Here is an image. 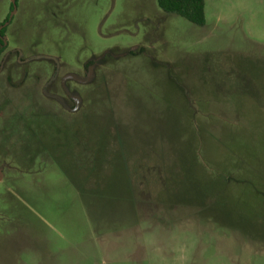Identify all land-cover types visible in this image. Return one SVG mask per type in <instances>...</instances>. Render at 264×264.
I'll return each mask as SVG.
<instances>
[{
  "label": "rangeland",
  "instance_id": "rangeland-1",
  "mask_svg": "<svg viewBox=\"0 0 264 264\" xmlns=\"http://www.w3.org/2000/svg\"><path fill=\"white\" fill-rule=\"evenodd\" d=\"M13 12L0 264H264V0Z\"/></svg>",
  "mask_w": 264,
  "mask_h": 264
},
{
  "label": "trees",
  "instance_id": "trees-1",
  "mask_svg": "<svg viewBox=\"0 0 264 264\" xmlns=\"http://www.w3.org/2000/svg\"><path fill=\"white\" fill-rule=\"evenodd\" d=\"M157 3L164 12L178 14L196 25H205V0H157ZM10 6L13 10L12 3ZM8 18L9 14L4 21L0 23V26L7 22ZM6 32V27L2 28L0 31V55L6 48L7 42L2 39L5 37Z\"/></svg>",
  "mask_w": 264,
  "mask_h": 264
},
{
  "label": "water",
  "instance_id": "water-1",
  "mask_svg": "<svg viewBox=\"0 0 264 264\" xmlns=\"http://www.w3.org/2000/svg\"><path fill=\"white\" fill-rule=\"evenodd\" d=\"M12 4H13L14 8H16V0H12ZM12 14H14L13 10H12L10 16H9V19L12 18ZM8 21H9V20H8ZM8 21H7L6 23H4L2 26H0V30H1L3 27H5V26L8 25ZM1 175H2V171L0 170V177H1Z\"/></svg>",
  "mask_w": 264,
  "mask_h": 264
},
{
  "label": "flooded vegetation",
  "instance_id": "flooded-vegetation-1",
  "mask_svg": "<svg viewBox=\"0 0 264 264\" xmlns=\"http://www.w3.org/2000/svg\"><path fill=\"white\" fill-rule=\"evenodd\" d=\"M13 8H14V6H13ZM12 12V11H11ZM11 14V13H10ZM10 14H9V16H10ZM8 20H9V18H8ZM6 23V22H5ZM6 27V26H5ZM4 28V27H3ZM1 31V30H0ZM4 41H5V39L4 38H2ZM7 42V41H6ZM7 44V43H6ZM1 70V69H0Z\"/></svg>",
  "mask_w": 264,
  "mask_h": 264
}]
</instances>
